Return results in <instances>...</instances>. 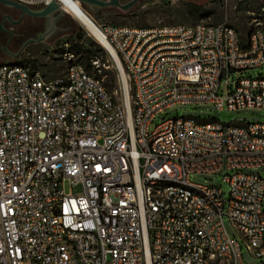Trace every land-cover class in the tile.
<instances>
[{
  "label": "built area",
  "instance_id": "1",
  "mask_svg": "<svg viewBox=\"0 0 264 264\" xmlns=\"http://www.w3.org/2000/svg\"><path fill=\"white\" fill-rule=\"evenodd\" d=\"M101 30L121 101L73 60L52 79L0 64V264H245L225 216L264 264V181L253 172L264 122L176 117L152 129L177 106L264 111V76L235 78L264 67V6L247 36L227 25ZM193 174H222L229 199Z\"/></svg>",
  "mask_w": 264,
  "mask_h": 264
},
{
  "label": "rangeland",
  "instance_id": "2",
  "mask_svg": "<svg viewBox=\"0 0 264 264\" xmlns=\"http://www.w3.org/2000/svg\"><path fill=\"white\" fill-rule=\"evenodd\" d=\"M127 1L129 0H123V2ZM263 6L264 0H140L128 12L115 8L94 12L81 7L100 29L105 26L227 25L236 28L243 36H247L258 20V13ZM66 15L72 22V29L68 32L56 33L48 42L31 44L23 49L17 59L7 57L0 64H27L42 71L46 78L52 79L64 75L69 63L73 60L83 64L90 73L102 78L108 91L117 101L123 100L122 85L108 51L70 14ZM80 35L82 39L79 38ZM85 50L92 52L91 60H88L85 54L78 53ZM257 76H264V67L243 73V76L237 73L235 78ZM176 117H194L202 121L221 123H252L264 122V111L247 109L229 112L226 109L218 110L209 104L177 106L158 115L153 121L152 129L160 124L163 118ZM253 172L260 174L264 181V167ZM190 181L195 185L219 187L225 194L224 198L229 199L230 190L222 182V174H193ZM73 191L81 192V189L76 188ZM224 224L230 237L241 244L245 264H260V261L255 260L247 252L240 236L226 216Z\"/></svg>",
  "mask_w": 264,
  "mask_h": 264
},
{
  "label": "flooded vegetation",
  "instance_id": "3",
  "mask_svg": "<svg viewBox=\"0 0 264 264\" xmlns=\"http://www.w3.org/2000/svg\"><path fill=\"white\" fill-rule=\"evenodd\" d=\"M93 10H98L94 8ZM47 19L34 18L16 8H9L0 3V63L4 60L17 59L23 44L30 39L37 38L45 30ZM58 31L68 32L72 29L71 20L67 15L57 23ZM7 49V52H4ZM19 54L17 58L11 55Z\"/></svg>",
  "mask_w": 264,
  "mask_h": 264
},
{
  "label": "water",
  "instance_id": "4",
  "mask_svg": "<svg viewBox=\"0 0 264 264\" xmlns=\"http://www.w3.org/2000/svg\"><path fill=\"white\" fill-rule=\"evenodd\" d=\"M71 1L77 2L80 4V6L85 7L88 10L94 12L108 8H115L123 12H128L132 10L140 2V0H129L127 2H123V0H71ZM0 3L9 8L19 9L23 12V14H27L31 17L47 19L44 32L40 34L37 38L30 39L27 42H25L20 52L31 44L48 42L57 33L58 31L57 23L60 20V18L68 14L64 10L60 0H51L47 6L39 10L28 8L24 5L17 4L11 0H0ZM94 8L98 10H93ZM4 52H7V49H4ZM20 52L18 54L11 55V57L17 58Z\"/></svg>",
  "mask_w": 264,
  "mask_h": 264
},
{
  "label": "bare ground",
  "instance_id": "5",
  "mask_svg": "<svg viewBox=\"0 0 264 264\" xmlns=\"http://www.w3.org/2000/svg\"><path fill=\"white\" fill-rule=\"evenodd\" d=\"M64 10L85 28L105 49L108 48L113 56L115 53L109 47L102 30L95 24L79 3L71 0H60ZM117 59V58H116Z\"/></svg>",
  "mask_w": 264,
  "mask_h": 264
},
{
  "label": "trees",
  "instance_id": "6",
  "mask_svg": "<svg viewBox=\"0 0 264 264\" xmlns=\"http://www.w3.org/2000/svg\"><path fill=\"white\" fill-rule=\"evenodd\" d=\"M79 38L82 39V35H80ZM97 48L100 49L98 46H97ZM78 53L85 54V56L88 58V60H91V58H92V52L89 51V50H85L84 52L83 51H79Z\"/></svg>",
  "mask_w": 264,
  "mask_h": 264
}]
</instances>
